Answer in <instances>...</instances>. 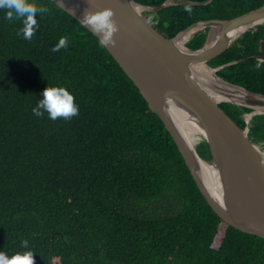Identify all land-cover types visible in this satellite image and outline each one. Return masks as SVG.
I'll return each mask as SVG.
<instances>
[{"label": "trees", "instance_id": "obj_1", "mask_svg": "<svg viewBox=\"0 0 264 264\" xmlns=\"http://www.w3.org/2000/svg\"><path fill=\"white\" fill-rule=\"evenodd\" d=\"M263 3L212 0L143 15L171 39ZM206 31L185 46L200 48ZM253 56L264 58V24L206 64L228 65L219 79L264 95V62ZM219 107L245 129L250 109ZM247 136L264 148V115L251 118ZM196 153L210 161L204 141ZM0 264H264V239L220 221L133 83L50 0H0Z\"/></svg>", "mask_w": 264, "mask_h": 264}, {"label": "water", "instance_id": "obj_2", "mask_svg": "<svg viewBox=\"0 0 264 264\" xmlns=\"http://www.w3.org/2000/svg\"><path fill=\"white\" fill-rule=\"evenodd\" d=\"M50 1L91 33L133 83L148 110L169 133L198 191L220 221L237 231L264 239V151L247 136L251 118L264 115V111H256L264 107V95L219 79L215 73L228 65L212 69L206 64L232 47L248 30L264 24V3L230 20L193 23L167 39L152 27L143 13H156L181 4L204 6L212 0L200 3L167 0L152 8L133 0ZM198 25L202 28L193 32L186 43L206 29L200 48L191 50L186 43L183 47L176 44L179 35ZM248 60L264 62L260 56ZM198 64L206 65L221 82L243 91V103L215 100L193 73V66ZM221 103L251 110L242 115L245 129L240 130L221 110ZM170 107L185 112L201 129L210 161L200 159L196 149L186 144L170 115ZM244 115L248 118L244 119ZM197 161L213 166L220 202L202 182Z\"/></svg>", "mask_w": 264, "mask_h": 264}, {"label": "bare ground", "instance_id": "obj_3", "mask_svg": "<svg viewBox=\"0 0 264 264\" xmlns=\"http://www.w3.org/2000/svg\"><path fill=\"white\" fill-rule=\"evenodd\" d=\"M201 28L202 25H198L179 35L175 40L176 44L180 47H183L190 35ZM192 69L194 75L202 82V84H204L205 89L215 100L231 101L237 104L243 103L245 97L244 92L221 82L215 77L214 72L206 65L198 64L193 66ZM169 110L170 115L186 144H188L190 147H194L199 139V136H202L201 129L194 123L191 117L182 110L176 107H170ZM256 111H264V107L258 108ZM246 118H248V116H246ZM197 165L200 170L202 182L206 186L207 190L212 194L214 199L220 202V188L214 173L213 166L203 161H197Z\"/></svg>", "mask_w": 264, "mask_h": 264}, {"label": "rangeland", "instance_id": "obj_4", "mask_svg": "<svg viewBox=\"0 0 264 264\" xmlns=\"http://www.w3.org/2000/svg\"><path fill=\"white\" fill-rule=\"evenodd\" d=\"M143 14H144V13H143ZM202 31H204V30H202ZM246 116H248V115H244L243 118L246 119ZM202 141H203V140H202V137L199 136V139H198V141L196 142V145L194 146V148L196 149V147H197ZM260 149H261L262 151H264V148H263V147H261Z\"/></svg>", "mask_w": 264, "mask_h": 264}]
</instances>
